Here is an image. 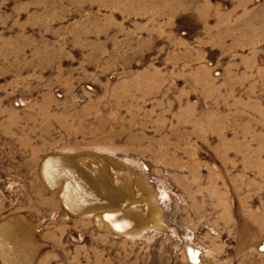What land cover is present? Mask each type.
<instances>
[{
    "label": "rangeland",
    "instance_id": "374dc122",
    "mask_svg": "<svg viewBox=\"0 0 264 264\" xmlns=\"http://www.w3.org/2000/svg\"><path fill=\"white\" fill-rule=\"evenodd\" d=\"M0 264H264V0H0Z\"/></svg>",
    "mask_w": 264,
    "mask_h": 264
}]
</instances>
